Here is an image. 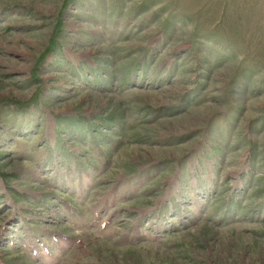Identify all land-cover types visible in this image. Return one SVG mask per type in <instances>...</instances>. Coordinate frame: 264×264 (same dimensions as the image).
<instances>
[{"label": "rangeland", "instance_id": "rangeland-1", "mask_svg": "<svg viewBox=\"0 0 264 264\" xmlns=\"http://www.w3.org/2000/svg\"><path fill=\"white\" fill-rule=\"evenodd\" d=\"M0 264H264V0H0Z\"/></svg>", "mask_w": 264, "mask_h": 264}, {"label": "trees", "instance_id": "trees-1", "mask_svg": "<svg viewBox=\"0 0 264 264\" xmlns=\"http://www.w3.org/2000/svg\"><path fill=\"white\" fill-rule=\"evenodd\" d=\"M59 23H58V25H57V27H56V29H58L59 28ZM53 43V42H52ZM52 43H51V45H52ZM50 48V47H49ZM50 49H48L47 51H46V53L49 51Z\"/></svg>", "mask_w": 264, "mask_h": 264}]
</instances>
